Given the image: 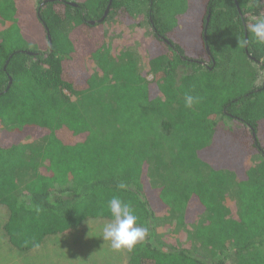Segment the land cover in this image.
<instances>
[{
	"label": "trees",
	"instance_id": "trees-1",
	"mask_svg": "<svg viewBox=\"0 0 264 264\" xmlns=\"http://www.w3.org/2000/svg\"><path fill=\"white\" fill-rule=\"evenodd\" d=\"M141 1L154 32L148 74L132 53L113 58L101 26L133 25ZM194 2L112 0L104 23L91 25L110 0H37L36 7L0 0V206L17 251L88 220H111L107 203L118 196L149 229L128 264H264V83L254 85V67L264 71V44L239 46L264 5L198 0L202 34L192 56L174 37ZM186 94L199 98L190 108ZM230 141L238 150L232 162L261 159L240 180L236 168L217 171L213 156L200 157ZM209 172L223 178L212 181ZM233 189L238 208L229 217L224 201ZM160 214L194 225L197 245L165 246Z\"/></svg>",
	"mask_w": 264,
	"mask_h": 264
},
{
	"label": "rangeland",
	"instance_id": "rangeland-1",
	"mask_svg": "<svg viewBox=\"0 0 264 264\" xmlns=\"http://www.w3.org/2000/svg\"><path fill=\"white\" fill-rule=\"evenodd\" d=\"M136 7L131 13L133 25L127 26L120 22V20L110 21L104 23L101 26H105L107 31L105 43L110 51V54L118 62L125 53H132L133 57L137 61V65L141 67L144 73H150L148 61L152 57L154 51H150V47L154 43V32L150 24L148 16H146L147 5L144 1ZM33 6L36 7L37 0H31ZM195 5L189 4V9L185 15L182 16L179 24V30L176 33L174 40L179 46H181L186 53H190L192 56L197 54L200 46L198 36L202 34L198 22L197 12L201 9V3L196 0ZM196 8V9H195ZM3 26L0 24V30ZM200 51V49H199ZM193 52L194 54H192ZM236 56H239L236 53ZM237 61L233 60L231 66L237 65ZM88 68L90 71L96 73L93 62H88ZM257 75L254 81L255 87H261L264 83V71L259 66L254 67ZM184 68H180L179 74H181ZM186 70V69H185ZM182 75V74H181ZM149 80H152L153 76L149 75ZM152 92V90H151ZM153 96V95H152ZM230 126L235 127L236 124L233 121L227 120ZM1 132V128H0ZM259 141L264 146V131L259 136ZM238 150L236 144L226 142L225 147H219L216 145L211 151L205 150L200 152L202 159L213 156L209 159L211 166L220 171L222 169L228 170L229 167L236 168L237 179L244 178L245 170L251 167H257L260 163V156L258 154L251 157L241 158L240 161L232 162L230 157L236 156ZM233 155V156H230ZM217 157H222L217 159ZM233 161H236L235 158ZM242 168V170H241ZM206 172V171H205ZM212 175V181H216V175L222 177V173H207L206 177ZM223 178V177H222ZM225 205L227 206L229 217L236 215V209L238 208V202L236 199V192L233 189L227 192L225 195ZM167 214H160L157 216V232L159 240L165 246H176L181 248H191L197 245L193 239V228L180 227L174 224ZM208 216V215H206ZM7 220V209L0 206V264H128L130 261V251L120 250L116 251L110 247V242L103 240L102 228L110 222L107 219H95L88 220L76 231L69 232L67 234H59L48 237L44 243L36 249L28 252L17 251L8 241L6 237L3 225ZM198 224H201L199 220Z\"/></svg>",
	"mask_w": 264,
	"mask_h": 264
},
{
	"label": "clouds",
	"instance_id": "clouds-1",
	"mask_svg": "<svg viewBox=\"0 0 264 264\" xmlns=\"http://www.w3.org/2000/svg\"><path fill=\"white\" fill-rule=\"evenodd\" d=\"M257 5H264V0H257ZM248 33V38L239 40V46H248L253 40L264 44V11H260L253 17L248 26ZM184 100L185 106L190 108L198 102L199 98L186 94ZM117 187L126 189L127 185L120 182ZM107 211L112 219L102 228L103 240L110 242V247L113 250L132 251L137 245L145 241L149 235V229L147 226H141L138 223V217L130 203L123 201L118 196H113L107 203Z\"/></svg>",
	"mask_w": 264,
	"mask_h": 264
},
{
	"label": "water",
	"instance_id": "water-1",
	"mask_svg": "<svg viewBox=\"0 0 264 264\" xmlns=\"http://www.w3.org/2000/svg\"><path fill=\"white\" fill-rule=\"evenodd\" d=\"M111 4H112V0H110L109 6H108V8H107V10H106V12H105V14H104V16H103V18L101 20H99L98 22H90V24L91 25H96L97 23L98 24L104 23V21L107 19L108 15H109ZM208 23H209V19H208ZM49 39H50V37H49ZM207 51H208V53H210L209 52V48H207ZM11 84H12V81L10 80L8 89L10 88Z\"/></svg>",
	"mask_w": 264,
	"mask_h": 264
},
{
	"label": "crops",
	"instance_id": "crops-1",
	"mask_svg": "<svg viewBox=\"0 0 264 264\" xmlns=\"http://www.w3.org/2000/svg\"><path fill=\"white\" fill-rule=\"evenodd\" d=\"M6 223V222H5ZM4 227H5V224L3 225V230H4ZM4 233H5V231H4Z\"/></svg>",
	"mask_w": 264,
	"mask_h": 264
}]
</instances>
